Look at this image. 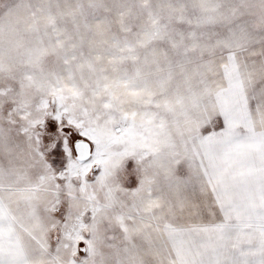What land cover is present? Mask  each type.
Listing matches in <instances>:
<instances>
[{"label": "snow or ice", "instance_id": "1", "mask_svg": "<svg viewBox=\"0 0 264 264\" xmlns=\"http://www.w3.org/2000/svg\"><path fill=\"white\" fill-rule=\"evenodd\" d=\"M0 264H264V0H0Z\"/></svg>", "mask_w": 264, "mask_h": 264}]
</instances>
